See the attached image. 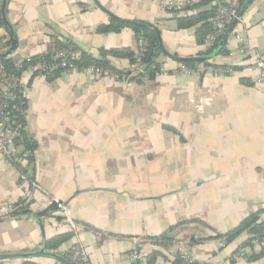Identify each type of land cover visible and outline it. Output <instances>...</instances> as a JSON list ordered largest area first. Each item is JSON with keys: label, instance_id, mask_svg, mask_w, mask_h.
Returning <instances> with one entry per match:
<instances>
[{"label": "crops", "instance_id": "0c3cea01", "mask_svg": "<svg viewBox=\"0 0 264 264\" xmlns=\"http://www.w3.org/2000/svg\"><path fill=\"white\" fill-rule=\"evenodd\" d=\"M167 1L8 0L7 18L18 40L10 56L17 62L49 51L52 37L95 57L101 48L137 51L131 28L99 31L114 19L155 24L167 54L159 53L163 72L154 79L98 78L78 69L56 77L23 73L27 132L36 142L30 169L38 188L22 213L0 219V253L34 252L72 231L59 209L41 218L33 214L60 201L80 230L59 253L79 242L95 264H128L135 247L142 264L153 250L163 252L155 264L173 263L182 250L200 263L264 264V255L248 258L263 250L255 239L243 246L248 231L228 245L215 238L256 212L264 223V91L254 85L244 58L229 56L237 44L233 33L227 53L208 66L181 70L179 57L206 56L205 48L194 28L178 29L177 15L163 8ZM235 29L264 54V0L252 3ZM0 38L4 51L11 46L5 25ZM109 60L120 70L130 65ZM235 65L244 67L220 71ZM201 99L210 103L199 109ZM20 173L0 154V205L23 201ZM193 219L208 226L187 223ZM166 232L178 240L169 249L150 239ZM29 259L67 264L49 255Z\"/></svg>", "mask_w": 264, "mask_h": 264}, {"label": "built area", "instance_id": "2783aa9c", "mask_svg": "<svg viewBox=\"0 0 264 264\" xmlns=\"http://www.w3.org/2000/svg\"><path fill=\"white\" fill-rule=\"evenodd\" d=\"M199 0H169L163 8L175 15L188 14V7L194 5ZM213 4L218 5L216 15L210 18L213 30L208 33L204 40V48H214L223 37L229 25L235 18H238L241 4L238 0H213ZM1 13V6H0ZM240 20V19H239ZM233 33V34H232ZM236 46L229 50V56L232 58L243 57L244 61H248L245 65L246 70L253 75L254 85L264 91V54L256 51L252 46L241 37L240 33L234 29L232 32ZM150 47L149 41L140 35L137 38V55L135 63L130 64L127 68L122 69V74L112 72L109 69L97 65H91L82 70H88L96 77L112 76L117 80L128 81L132 76H141L145 73L143 59L148 53ZM49 54L48 59L41 58L34 60L33 56H28L21 62L16 63V67L21 69L23 62L27 63V67L23 68L21 74L10 73L5 64L0 61V154L4 159L20 167V182L24 188V196L22 205H27L33 197L34 189L38 188L35 179L32 178L31 165L35 161L36 150H31L25 145V133L27 132L26 122L19 118L20 106L17 101L21 96H25L26 80L23 77L24 72H40L41 74H49L56 70H74L78 69L76 61L80 59L81 52L69 50L65 48H53L42 55ZM181 70L190 71L183 64ZM233 67L221 68L220 71L228 73L233 72ZM156 73V77L161 74ZM148 78L147 76H145ZM210 103V99H201L196 104L197 108H203L204 104ZM28 133V132H27ZM17 209L15 203H3L0 205V219L11 216ZM59 212L67 217V222L75 235L78 234L80 226L71 217L68 207L63 204L59 207ZM255 244L260 249H264V237L256 238ZM180 257L185 262L195 261L191 253L186 250L180 252ZM245 252H241L244 255ZM62 257H66L72 264H95L87 249L79 242H74L71 246L58 253ZM142 253L140 249L135 247L128 255V264H142ZM166 264H173L171 261Z\"/></svg>", "mask_w": 264, "mask_h": 264}, {"label": "trees", "instance_id": "16d2710c", "mask_svg": "<svg viewBox=\"0 0 264 264\" xmlns=\"http://www.w3.org/2000/svg\"><path fill=\"white\" fill-rule=\"evenodd\" d=\"M241 4V7L245 4L247 0H238ZM240 7V9H241ZM188 14L186 15H178L176 16L177 20V27L178 29H189L194 28L195 29V36L197 43L200 45L204 44L205 37L208 33H210L213 30V27L210 22V18L216 15L218 5L213 4V0H199L198 2L194 3L193 6L188 7ZM5 25L2 14L0 13V27H3ZM124 27H129L133 30L135 33L136 38H138L140 35H143L150 43V47L148 50V53L144 56L143 59V65L145 69V73L141 76L145 77L147 76L149 79H154L156 77V73L162 71V65L161 62L158 61L159 53L162 51L160 48H154L155 44L158 42L159 34L158 30L154 27H152L151 23L148 21L143 20H132V21H122L119 19H114L111 21L110 24H103L99 26L100 32H110V31H121ZM222 37L220 38V40ZM219 40V42H220ZM2 39L0 38V42ZM11 40L7 41L6 44H9ZM219 42L216 44L214 48H208L203 51V54L210 55L214 50L217 48ZM53 48H65L69 50L74 51H80L81 57L79 60L76 61V65L78 67V70H82L83 68H87L91 65H97L100 67H103L104 69H109L112 72L122 74V70L117 69L114 64L109 60V56L113 58H121L127 60L130 64L135 63L137 51H134L130 47H113V48H101L99 50L100 55L99 57H95L92 54H89L85 50L77 49L76 45L67 42L65 40H61L57 37H52L51 39V47L50 50ZM228 52L227 43H225L224 47L222 48L220 54H225ZM50 53L46 55H40V56H34V60H39L41 58L48 59ZM0 61L3 62L7 68V70L10 73L14 74H21L23 72V68L25 66L27 67V63L23 62V67L21 69L17 68L15 65L17 61L12 56H0ZM248 61V58H247ZM247 61H244V65H246ZM181 63L188 67L189 69H197L198 63L195 61H181ZM205 66L210 65V62L208 60L205 61ZM244 66H233L234 69H241ZM62 70H56L53 72H50L48 77H56L59 74H61ZM140 77V76H135ZM242 82H245L249 84V82L246 79H242ZM17 104L20 106V110L18 112L19 118H21L23 121L26 122L25 118V111L27 108V100L25 96H21L20 99L17 101ZM25 145L27 148H30L31 150L36 149V142L33 141L32 137L29 136V134L25 133ZM20 203L16 204L15 206H18V209H16L12 214L19 215L24 211V206H20ZM20 206V207H19ZM258 213L256 212L246 219H244L238 226H236L234 229L222 233L217 234L215 238L223 239L225 242V245H228L232 243L239 235H241L243 232L248 231L251 235V237L245 241L243 246L252 245V242L256 238H263L264 237V223L258 222ZM196 223L201 226H208L205 222L199 219H193L188 221L187 223ZM73 237V232H65L62 234L55 235L49 239H47L44 242L45 249L48 252L52 253H59V249L62 244L69 241ZM152 241H154L157 244H160L164 249H169L175 242L178 240L175 239V237H172L168 234V232L163 233L160 236L151 237ZM210 239L209 237L201 238L200 240H207ZM240 252V249H239ZM162 253L160 250H153L152 252L148 253L146 255L147 264H155L157 259L162 256ZM180 252L177 253L175 259H173V264H207V263H200L197 260L189 263L185 262L180 257ZM247 255L248 254H244ZM264 255V249L259 253L255 254L253 256L248 257L250 260L260 257ZM67 259L66 257H64ZM68 260V259H67ZM0 264H5V259L0 258ZM23 264H40L36 261L30 260L27 258Z\"/></svg>", "mask_w": 264, "mask_h": 264}, {"label": "water", "instance_id": "95a60500", "mask_svg": "<svg viewBox=\"0 0 264 264\" xmlns=\"http://www.w3.org/2000/svg\"><path fill=\"white\" fill-rule=\"evenodd\" d=\"M255 0H247L245 2V4L241 7L239 13H238V18H235L232 23L229 25L228 29L226 30V32L224 33L222 39L220 40L217 48L214 50V52H212L210 55H206V56H194V57H179L178 59L180 61H195L198 64L204 63L206 60H210L211 58L215 57L216 55L220 54L222 48L224 47L225 43H227L231 33L233 32V30L235 29L236 25L238 24V22L242 19V17L244 16L245 12L247 11V9L251 6V4L254 2ZM7 4H8V0H3L2 5H1V14H2V18L3 21L5 23V26L7 28L9 37L11 39V46L9 48H7L4 51H0V56H10L17 47L18 44V40L15 38L14 36V31L12 29V26L7 18ZM240 19V20H239ZM152 27L156 28L158 30V34H159V38H158V42L155 44L154 48H160L164 53L167 54V51L165 50V47L163 45V41L161 38V34L159 32V29L157 28V26L155 24H151ZM169 55V54H168ZM172 56V55H170ZM62 204V202L60 201H53L51 202V204H49V206L47 208H45L44 210L40 211V212H35L33 213L34 216L41 218L43 215L57 210L59 209L60 205ZM28 213H32V211L30 209L27 210ZM40 255H49V256H53L57 259L62 260L63 262L67 263V264H72L69 260L65 259L64 257L60 256L57 253H52V252H48L45 249V245L42 246V248L40 250L34 251V252H26V253H0V258L2 259H11V258H16V257H22V258H31V257H38Z\"/></svg>", "mask_w": 264, "mask_h": 264}]
</instances>
